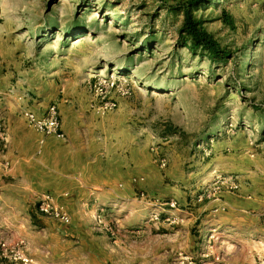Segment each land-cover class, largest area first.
Listing matches in <instances>:
<instances>
[{
	"label": "rangeland",
	"instance_id": "obj_1",
	"mask_svg": "<svg viewBox=\"0 0 264 264\" xmlns=\"http://www.w3.org/2000/svg\"><path fill=\"white\" fill-rule=\"evenodd\" d=\"M191 1L0 0V40L28 54L26 65L37 62L41 69L92 84L114 82L106 95L148 109L163 140L182 150L187 165L191 152L196 153L200 175L210 144L234 131L250 143L264 171V0L194 1L193 17L228 52L221 61L178 42L183 7ZM44 195L33 204L39 214ZM138 196L145 217L135 226L105 229L119 243L113 264H220L225 250L233 252L234 247L229 250L214 236L208 242L211 235L202 233L192 256L186 244L199 233L177 211L184 207L174 197L144 191ZM6 201L0 200V264H79L78 254L68 261L50 260L47 245H56V239L44 227L32 226L29 215L11 213ZM170 201L174 207L166 204ZM54 219L57 225L68 224ZM92 219L99 227L103 215L95 213ZM244 252L239 264H264V242Z\"/></svg>",
	"mask_w": 264,
	"mask_h": 264
},
{
	"label": "crops",
	"instance_id": "obj_2",
	"mask_svg": "<svg viewBox=\"0 0 264 264\" xmlns=\"http://www.w3.org/2000/svg\"><path fill=\"white\" fill-rule=\"evenodd\" d=\"M27 56L17 44L0 40V122L7 130L0 144V200L9 199L11 213L29 215L32 226L56 239L47 245L50 260L78 254L79 264L116 263L119 243L105 229L118 231L145 217L139 191L174 197L184 207L177 211L199 233L186 244L192 256L202 233L211 235L208 242L214 236L229 250L234 247L225 250L220 264H239L241 251L244 261L247 246L263 244L264 171L239 132L210 144L200 175L196 153L187 165L144 106L119 95L100 97L89 80L67 78L37 62L26 65ZM52 104L63 139L37 131L22 115H41ZM46 193L68 213V224L57 225L36 211L35 200ZM98 212L103 222L96 227L92 218Z\"/></svg>",
	"mask_w": 264,
	"mask_h": 264
},
{
	"label": "built area",
	"instance_id": "obj_3",
	"mask_svg": "<svg viewBox=\"0 0 264 264\" xmlns=\"http://www.w3.org/2000/svg\"><path fill=\"white\" fill-rule=\"evenodd\" d=\"M1 62V58H0ZM114 82L110 83H95L94 91L100 96H106L109 86H113ZM22 115L26 118L28 123L37 131L44 135H52L57 138H64V132L61 128L60 114L55 104L50 105L44 113L37 115L31 111H23ZM0 140H6V133L3 124L0 122ZM163 164V162H162ZM166 204L174 207L175 202L170 201ZM38 211L41 214L48 215L57 219L62 223H69V215L59 206L55 205L50 195H44L37 205ZM1 248H5V243L1 244ZM18 258L23 261H27L22 255Z\"/></svg>",
	"mask_w": 264,
	"mask_h": 264
},
{
	"label": "trees",
	"instance_id": "obj_4",
	"mask_svg": "<svg viewBox=\"0 0 264 264\" xmlns=\"http://www.w3.org/2000/svg\"><path fill=\"white\" fill-rule=\"evenodd\" d=\"M194 1L183 7L184 20L179 31L178 42L192 52L199 49V51L206 52L213 60L221 61L228 56V52L220 45L214 35L205 28L203 22L193 17L191 10L195 7ZM223 20L231 24L228 14H224Z\"/></svg>",
	"mask_w": 264,
	"mask_h": 264
}]
</instances>
